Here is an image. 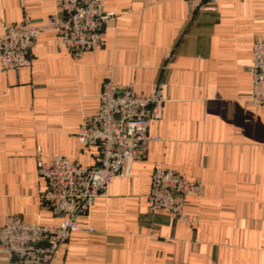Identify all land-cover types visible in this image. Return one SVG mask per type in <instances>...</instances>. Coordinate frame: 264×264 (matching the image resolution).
I'll list each match as a JSON object with an SVG mask.
<instances>
[{"label":"crops","instance_id":"1","mask_svg":"<svg viewBox=\"0 0 264 264\" xmlns=\"http://www.w3.org/2000/svg\"><path fill=\"white\" fill-rule=\"evenodd\" d=\"M57 0H0L3 23L30 16L38 25ZM117 13L101 47L74 57L58 35L37 39L32 68L0 65V227L6 214L57 225L41 193L44 159L67 155L95 166L99 148L82 143L80 125L98 111L108 75L168 100L151 141L128 177L115 178L80 221L96 229L72 234L57 264H264V106L248 102L253 44L264 38V0H218L216 11H191L185 0H104ZM172 53L168 61L167 53ZM168 62V63H167ZM200 177L181 222L152 213L155 167ZM0 264H23L0 252Z\"/></svg>","mask_w":264,"mask_h":264},{"label":"built area","instance_id":"2","mask_svg":"<svg viewBox=\"0 0 264 264\" xmlns=\"http://www.w3.org/2000/svg\"><path fill=\"white\" fill-rule=\"evenodd\" d=\"M185 1L191 11L218 9V0ZM56 6L57 11L40 25L30 16L3 23L2 69L32 68L37 39L44 31L56 32L58 47L78 58L102 46L104 25L117 17L115 11L104 7V0H57ZM166 58L169 61L172 53H167ZM248 71L251 82L248 102L264 106V38L253 44ZM99 99L96 114L86 119L77 131L82 143L99 148L97 164L85 166L62 154H52L46 161L38 148L37 168L47 184L41 199L55 212L59 223L28 222L6 214L0 227V252L7 257H16L23 264H57L60 251L74 232H96L94 227L82 223L80 217L89 213L98 197L108 194L109 184L115 178L131 175L134 162L143 158L151 141L161 140L150 134V126L162 117L168 100L162 82L156 83L149 94H143L136 91L133 83H116L108 75ZM203 193L200 177L191 180L175 169L157 166L152 171L148 193L150 211L195 223L197 219L185 212L187 198Z\"/></svg>","mask_w":264,"mask_h":264}]
</instances>
